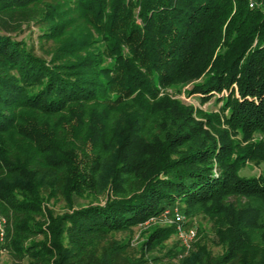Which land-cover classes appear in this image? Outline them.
<instances>
[{
  "label": "trees",
  "instance_id": "16d2710c",
  "mask_svg": "<svg viewBox=\"0 0 264 264\" xmlns=\"http://www.w3.org/2000/svg\"><path fill=\"white\" fill-rule=\"evenodd\" d=\"M31 26L36 42L20 36ZM185 85L217 110L164 92ZM256 134L264 2L0 0V259L149 264L173 224L149 230L138 256L114 234L180 203L210 220L221 252L196 233L178 264H264V173L240 174L264 161ZM56 193L63 212L47 206Z\"/></svg>",
  "mask_w": 264,
  "mask_h": 264
},
{
  "label": "rangeland",
  "instance_id": "374dc122",
  "mask_svg": "<svg viewBox=\"0 0 264 264\" xmlns=\"http://www.w3.org/2000/svg\"><path fill=\"white\" fill-rule=\"evenodd\" d=\"M36 34L37 29L34 26H31L29 30L26 29L22 34H20V36L28 39L29 42H36ZM187 88L188 85H185L180 87V91H178L176 88H168L164 92L172 95L175 98L180 99L184 104L192 105L197 109L209 111L217 110L218 104L213 101V98L210 99L208 102L201 103L198 95H189L186 93V91H184ZM112 117L114 118L115 116ZM254 138L256 140H264V137H262L260 134H256ZM260 173H264V161L260 163L247 162L246 165L240 169V174L244 176H255ZM43 194L45 193L43 192ZM104 199L105 193H98L95 196L77 198L74 201V206L77 207L86 204L90 201L94 203H102ZM227 201L238 206H244L249 204L254 205L259 209L261 208V204L258 201L245 197L230 196L227 198ZM46 203L47 206L52 208L53 211L56 213L63 212L67 209L66 200L59 193H56L55 196L49 198ZM175 208L183 215V224L185 226V229H194L196 231V241L200 244H205L207 250H209L212 255L219 254L221 252V249L212 241L213 234L210 220L200 212H194L190 215L183 213L182 209L184 208V204H176L174 209ZM171 218L172 217L170 213L160 215L159 217L152 219V221L148 224L132 227L131 231L116 233L114 234V238L120 241L122 240L124 242H129L131 252L138 256L139 246L144 237L146 236V233L155 226H171ZM192 243L189 250L194 248ZM185 251V247L183 246L181 241H179V239L176 237V234L173 233L168 240H166L162 245L158 246L155 250L148 252L145 257L148 260L149 264H178L179 259L182 257ZM187 252L188 250L186 251V254ZM154 258L156 259L154 260ZM0 264H13V262L8 255L3 254L0 259Z\"/></svg>",
  "mask_w": 264,
  "mask_h": 264
},
{
  "label": "built area",
  "instance_id": "2783aa9c",
  "mask_svg": "<svg viewBox=\"0 0 264 264\" xmlns=\"http://www.w3.org/2000/svg\"><path fill=\"white\" fill-rule=\"evenodd\" d=\"M259 2H264V0H247L249 7H254ZM168 213L171 214L172 218H171L170 223L175 226L176 237L181 241L186 251L189 250L192 241L195 239L196 231L194 229H185V226L183 224V215L176 208L173 210H169V209L164 210L161 215L168 214ZM152 219H155V218L149 219L145 224H148L149 222H151ZM1 221L2 220L0 219V237L2 236Z\"/></svg>",
  "mask_w": 264,
  "mask_h": 264
}]
</instances>
